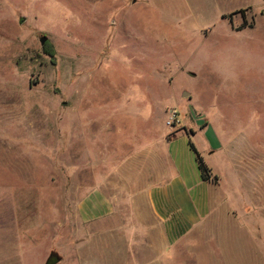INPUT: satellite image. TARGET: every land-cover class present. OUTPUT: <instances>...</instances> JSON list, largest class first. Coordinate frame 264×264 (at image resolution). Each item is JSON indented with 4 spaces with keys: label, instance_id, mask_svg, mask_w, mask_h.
Listing matches in <instances>:
<instances>
[{
    "label": "rangeland",
    "instance_id": "rangeland-1",
    "mask_svg": "<svg viewBox=\"0 0 264 264\" xmlns=\"http://www.w3.org/2000/svg\"><path fill=\"white\" fill-rule=\"evenodd\" d=\"M163 132L176 138L168 174L175 160L193 201L220 198V232L228 208L245 227L223 249L210 213L180 262L263 264L264 0H0V264H49L52 250L79 264L64 239L80 230L78 202L114 183L121 157L165 152ZM117 238L99 233L90 263L116 257Z\"/></svg>",
    "mask_w": 264,
    "mask_h": 264
},
{
    "label": "crops",
    "instance_id": "crops-1",
    "mask_svg": "<svg viewBox=\"0 0 264 264\" xmlns=\"http://www.w3.org/2000/svg\"><path fill=\"white\" fill-rule=\"evenodd\" d=\"M161 137L163 144L166 142L165 152L157 148L151 151L152 153H137L135 155L139 159L137 163L121 157L120 160L123 159L121 164H117L115 168V178L112 180L114 183L104 176V182L108 181L106 186L104 182L99 181L89 188L87 194L78 202L80 230L69 233L64 239L71 242L72 252L78 258L79 264L81 254L83 264L85 261L86 264L91 262L89 248H93L94 238L104 232L118 234L119 244L113 248L116 257L107 255L108 258H101L90 264H183L180 262V257L192 253L191 248L181 244L186 242L187 235L191 231L207 223V217L210 213L213 215L215 202L220 198L215 194L212 197L210 194L205 196L203 191L198 200H192L188 194L191 182L187 183L181 176L182 173L178 172L175 160L174 176L171 177L172 175L168 174L169 170L167 171L173 159L172 155L176 153L171 148L176 138L169 139L165 132ZM148 159H156V163L148 162ZM198 171L199 176L195 178V182L207 188V182L202 179L199 169ZM110 184H114L113 190L117 192L115 195L110 193L111 189L108 188ZM258 189L260 186L256 183L250 195L254 197L259 195ZM175 196L180 202H185L184 209L176 207ZM197 206L202 207L200 213L197 211ZM227 210L225 232L219 231V223L222 222L220 216L213 215L212 219V226L216 230L213 238L223 249H226L225 240L234 231L235 224L245 230V227L241 226V220L235 218L236 212L231 208ZM180 212L185 214L182 215ZM261 221L262 219L257 223L261 224ZM258 238L261 240L260 236ZM109 250L103 247L101 251L105 253L102 255L108 254ZM224 252L229 254L228 245ZM49 253H51L49 264H59L65 260L64 255L58 250ZM205 253L208 254V251ZM209 253L212 254L210 249Z\"/></svg>",
    "mask_w": 264,
    "mask_h": 264
},
{
    "label": "trees",
    "instance_id": "trees-1",
    "mask_svg": "<svg viewBox=\"0 0 264 264\" xmlns=\"http://www.w3.org/2000/svg\"><path fill=\"white\" fill-rule=\"evenodd\" d=\"M243 25H250V26H252V24H247L246 22H244ZM241 28H242V26H241ZM44 51L48 55H50L51 57H54L55 54H56L55 48L50 43H48V42L44 46ZM189 145H190V148L194 151V153L196 155V161H197L198 169L201 172L202 179L203 180H209V179H211V170L207 166V164L205 163L202 155L200 154V152L198 151V149L196 148V146L194 145V143L192 142L191 139H189ZM215 178H216V176H215Z\"/></svg>",
    "mask_w": 264,
    "mask_h": 264
},
{
    "label": "built area",
    "instance_id": "built-area-1",
    "mask_svg": "<svg viewBox=\"0 0 264 264\" xmlns=\"http://www.w3.org/2000/svg\"><path fill=\"white\" fill-rule=\"evenodd\" d=\"M175 115H176V111H175V110H172V111L170 112V120L168 121V124H170V125L172 124Z\"/></svg>",
    "mask_w": 264,
    "mask_h": 264
},
{
    "label": "water",
    "instance_id": "water-1",
    "mask_svg": "<svg viewBox=\"0 0 264 264\" xmlns=\"http://www.w3.org/2000/svg\"><path fill=\"white\" fill-rule=\"evenodd\" d=\"M48 39L47 36H43L40 40H41V43L44 44L46 42V40Z\"/></svg>",
    "mask_w": 264,
    "mask_h": 264
}]
</instances>
